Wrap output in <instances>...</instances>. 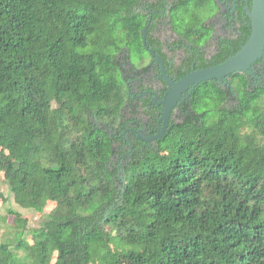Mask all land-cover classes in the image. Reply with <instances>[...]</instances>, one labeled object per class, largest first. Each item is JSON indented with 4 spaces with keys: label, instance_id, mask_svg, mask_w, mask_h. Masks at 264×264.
<instances>
[{
    "label": "trees",
    "instance_id": "trees-1",
    "mask_svg": "<svg viewBox=\"0 0 264 264\" xmlns=\"http://www.w3.org/2000/svg\"><path fill=\"white\" fill-rule=\"evenodd\" d=\"M209 3L175 0L170 10L196 47L211 34L210 14L198 12ZM160 7L0 0V199L6 185L45 219L33 228L9 208L0 264H264V88L246 73L231 76L234 105L213 81L198 85L194 113L133 154L130 178L111 161L112 137L98 123L116 125L128 96L118 55L145 64L143 30ZM250 31L243 24L218 62Z\"/></svg>",
    "mask_w": 264,
    "mask_h": 264
},
{
    "label": "flooded vegetation",
    "instance_id": "flooded-vegetation-1",
    "mask_svg": "<svg viewBox=\"0 0 264 264\" xmlns=\"http://www.w3.org/2000/svg\"><path fill=\"white\" fill-rule=\"evenodd\" d=\"M152 1L154 0H144L145 6H150ZM174 1L158 0L161 3L158 10L149 8V20L152 28L150 26L148 28L145 47L153 50L162 58L168 76L174 81H178L194 70L221 63L218 62L216 56L222 54L226 45L233 46L232 44L241 34L243 24L250 25L247 13L251 8L252 0H213L216 11L212 12L206 20V23L211 27V34L206 42L198 47L180 36L172 27L170 10ZM219 20L227 34L218 37L214 42V49L210 50L209 46L214 41L220 27ZM162 26H167V34ZM148 36L152 37L154 43L148 41ZM149 50L147 51L150 55L145 64L137 65L127 55L123 60H120L122 75L128 87V96L117 124L108 123L109 134L113 140L112 160L115 155L130 154L132 156L139 150L154 147L155 143L158 145L159 140L172 126L182 123L190 113H194L192 97L197 86L193 90L190 87L182 93L171 111L164 135L161 138H154L164 126L165 104L163 100L167 97L171 87L162 75L160 61ZM180 68L181 70H179ZM253 69L256 73L255 76L247 74L250 87L264 88V55L253 64ZM212 81L228 92L226 104L230 102L229 105L236 104L237 94L231 76L224 80ZM116 146H119L120 149L127 147V150L125 153H118L119 150ZM118 173L120 178V171Z\"/></svg>",
    "mask_w": 264,
    "mask_h": 264
},
{
    "label": "water",
    "instance_id": "water-1",
    "mask_svg": "<svg viewBox=\"0 0 264 264\" xmlns=\"http://www.w3.org/2000/svg\"><path fill=\"white\" fill-rule=\"evenodd\" d=\"M247 14L250 18V35L236 53L229 56L221 63L194 70L178 81H174L168 76L162 58L147 47V50L160 61L162 75L166 83L171 87L167 97L163 100L165 104L163 115L164 126L162 131L154 138H161L164 135L173 107L177 104L182 93L190 87H192L193 90L194 87L203 82L224 80L236 73L256 75L253 64L264 55V0H252L251 8L248 10ZM149 26L150 20L143 30L145 45H147V31Z\"/></svg>",
    "mask_w": 264,
    "mask_h": 264
},
{
    "label": "rangeland",
    "instance_id": "rangeland-1",
    "mask_svg": "<svg viewBox=\"0 0 264 264\" xmlns=\"http://www.w3.org/2000/svg\"><path fill=\"white\" fill-rule=\"evenodd\" d=\"M219 1H221V0H219ZM215 11H216V7L212 3H209L206 7L203 6L200 9V11L198 10L199 15H201V17H204V18L206 16L208 17V14H211L212 12H215ZM218 24L220 25V27H219V30L217 31L215 38L213 39L214 41L213 40H212L213 42L211 41L212 43L209 46L210 50L214 49V42L217 40L218 37H222L223 34H227V31L225 30V28L222 25V22H220V20H219ZM162 28L165 31V33L167 34V31H166L167 26H162ZM118 56L120 57V60H123L126 57V54L123 53V54H119ZM145 56H147V55L145 54ZM134 57H136V56H134ZM134 60H136V59H134ZM98 125L102 128H105L108 132H110V128L108 127L109 126L108 123L105 124L103 122H99ZM116 148H117V150H119L118 153H120V152L125 153V151L127 150V147H123L120 149L119 146H116ZM151 148H157L156 143H155L154 147H151ZM132 156L130 154H125L123 156L115 155L113 157L112 163H113V165L118 166L122 179L126 180V178H124V177H127V178L131 177L130 173H128L126 176H124L123 170H124L125 166L128 165L132 161ZM3 176H4V162H3V160H0V181H1V178ZM118 185L119 186L121 185L120 182H118ZM2 190L5 193V195L8 197V202L4 203L0 199V216L3 217V220L0 221V241L2 239L8 238V237L10 238L12 235L10 232H12L11 231V229H12L11 221L13 218L8 213L9 208L21 211L23 216L28 218L30 227H33V228L39 227L43 223V220H45V219L38 216L34 212V210L20 208L17 205V203L14 201L13 195L10 193V191L6 185L2 186ZM53 207H54V204L49 203L48 206L46 207V211H48V212L51 211ZM26 237L28 239H30V236L27 235Z\"/></svg>",
    "mask_w": 264,
    "mask_h": 264
}]
</instances>
